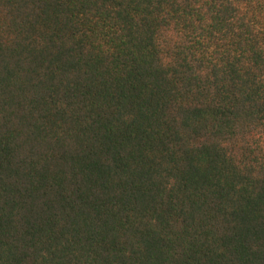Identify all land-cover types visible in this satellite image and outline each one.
<instances>
[{
    "label": "trees",
    "instance_id": "trees-1",
    "mask_svg": "<svg viewBox=\"0 0 264 264\" xmlns=\"http://www.w3.org/2000/svg\"><path fill=\"white\" fill-rule=\"evenodd\" d=\"M0 264H264V0H0Z\"/></svg>",
    "mask_w": 264,
    "mask_h": 264
}]
</instances>
